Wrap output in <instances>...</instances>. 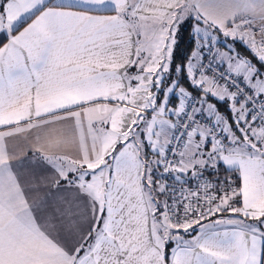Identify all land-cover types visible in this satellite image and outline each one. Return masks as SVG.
<instances>
[{"label":"snow or ice","instance_id":"snow-or-ice-1","mask_svg":"<svg viewBox=\"0 0 264 264\" xmlns=\"http://www.w3.org/2000/svg\"><path fill=\"white\" fill-rule=\"evenodd\" d=\"M0 264H264V0H0Z\"/></svg>","mask_w":264,"mask_h":264},{"label":"trees","instance_id":"trees-1","mask_svg":"<svg viewBox=\"0 0 264 264\" xmlns=\"http://www.w3.org/2000/svg\"><path fill=\"white\" fill-rule=\"evenodd\" d=\"M184 31H185V33H189L190 27L188 25H185ZM190 50H191V42L186 37L184 43L181 44L179 51L176 53L177 63L181 62V60L189 54ZM237 51L241 52L243 55H248V53L241 46H238ZM224 175H225V173L222 170L221 171V178H223ZM213 218L214 217H212V219Z\"/></svg>","mask_w":264,"mask_h":264},{"label":"crops","instance_id":"crops-1","mask_svg":"<svg viewBox=\"0 0 264 264\" xmlns=\"http://www.w3.org/2000/svg\"><path fill=\"white\" fill-rule=\"evenodd\" d=\"M30 22V21H29ZM27 26V24L25 23V24H23L22 26H21V28H20V30H22L23 29V27H26ZM221 50H224L223 49V42H221ZM221 110L223 111V106H221ZM225 215H228V214H225ZM213 219H216V217H214Z\"/></svg>","mask_w":264,"mask_h":264},{"label":"built area","instance_id":"built-area-1","mask_svg":"<svg viewBox=\"0 0 264 264\" xmlns=\"http://www.w3.org/2000/svg\"><path fill=\"white\" fill-rule=\"evenodd\" d=\"M207 58H208V57L206 56L205 59H207ZM220 67H223V66L221 65ZM166 180H167V182H168L169 184L174 183V182L172 181V179H171V176L166 177Z\"/></svg>","mask_w":264,"mask_h":264},{"label":"rangeland","instance_id":"rangeland-1","mask_svg":"<svg viewBox=\"0 0 264 264\" xmlns=\"http://www.w3.org/2000/svg\"><path fill=\"white\" fill-rule=\"evenodd\" d=\"M227 214V213H226Z\"/></svg>","mask_w":264,"mask_h":264}]
</instances>
